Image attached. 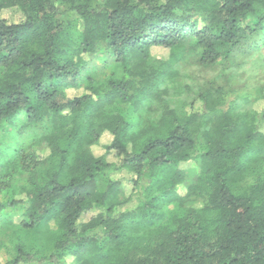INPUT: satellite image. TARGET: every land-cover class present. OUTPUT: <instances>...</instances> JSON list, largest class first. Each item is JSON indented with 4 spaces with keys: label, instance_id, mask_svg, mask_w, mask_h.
<instances>
[{
    "label": "trees",
    "instance_id": "trees-1",
    "mask_svg": "<svg viewBox=\"0 0 264 264\" xmlns=\"http://www.w3.org/2000/svg\"><path fill=\"white\" fill-rule=\"evenodd\" d=\"M263 46L264 0H0V264H264V84L175 67Z\"/></svg>",
    "mask_w": 264,
    "mask_h": 264
},
{
    "label": "rangeland",
    "instance_id": "rangeland-1",
    "mask_svg": "<svg viewBox=\"0 0 264 264\" xmlns=\"http://www.w3.org/2000/svg\"><path fill=\"white\" fill-rule=\"evenodd\" d=\"M6 16L13 21L18 18L17 15L11 12H7ZM152 54L153 57L163 60L168 58L170 52L168 50L155 48L153 49ZM236 63L237 64H235V66L228 72L229 79L226 82H223V79L221 78L222 73L219 67L213 69L200 68L194 64L192 56L188 54L186 59L180 60L175 67L181 69L183 76H186V74L191 75V77L189 76L188 81L193 85V91H197L199 87L205 86L208 83L217 82L218 85H222L226 89L232 90L234 93L233 95H241L264 84V46L249 56L237 54ZM176 96L177 95L174 97ZM255 105H253V107H255ZM142 117H144V113L136 112L133 114L131 121L136 125ZM108 142L109 137L105 136L102 138L100 144L103 146ZM101 145L93 148V151L97 156L102 155L104 152ZM190 166L191 163H187L183 165V168L189 169ZM8 255H10L8 251L7 253L1 251L0 263L5 262L9 258Z\"/></svg>",
    "mask_w": 264,
    "mask_h": 264
}]
</instances>
